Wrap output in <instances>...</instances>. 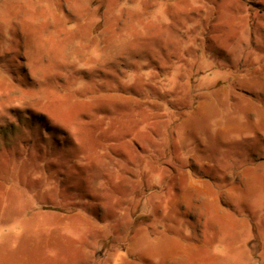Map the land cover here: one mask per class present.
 Segmentation results:
<instances>
[{
  "label": "rangeland",
  "instance_id": "rangeland-1",
  "mask_svg": "<svg viewBox=\"0 0 264 264\" xmlns=\"http://www.w3.org/2000/svg\"><path fill=\"white\" fill-rule=\"evenodd\" d=\"M0 264H264V0H0Z\"/></svg>",
  "mask_w": 264,
  "mask_h": 264
}]
</instances>
